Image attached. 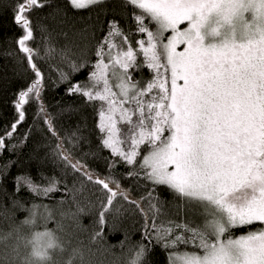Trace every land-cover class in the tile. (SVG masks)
Returning a JSON list of instances; mask_svg holds the SVG:
<instances>
[{"label": "snow or ice", "instance_id": "1", "mask_svg": "<svg viewBox=\"0 0 264 264\" xmlns=\"http://www.w3.org/2000/svg\"><path fill=\"white\" fill-rule=\"evenodd\" d=\"M66 5L11 0L7 6L21 34L0 39L23 55L16 49L3 55L15 57L16 74L30 82L14 94L0 154L18 152L28 140L34 146L27 161L0 168V264H35L28 249L36 244L24 238L29 231L44 242L41 257L59 242L46 264H65V257L67 264H85L86 257L89 264H152L154 245L167 251V264H264V0ZM68 7L99 11L72 16ZM129 15L134 30L121 23ZM57 59L68 70L57 67L53 80ZM83 70L86 78L71 82ZM62 84L81 102L57 101L54 114L45 91ZM29 109L32 121L20 132ZM85 109L94 113V126ZM65 113L80 119L66 128ZM33 161L38 168L51 164L58 175L42 182L16 175L15 192L64 197L29 207L9 193L8 169ZM130 229L141 240L124 251ZM240 229L246 230L236 235ZM121 230L124 239L110 244L108 235Z\"/></svg>", "mask_w": 264, "mask_h": 264}, {"label": "trees", "instance_id": "2", "mask_svg": "<svg viewBox=\"0 0 264 264\" xmlns=\"http://www.w3.org/2000/svg\"><path fill=\"white\" fill-rule=\"evenodd\" d=\"M64 5H66V0H63ZM11 3V0H0V37L6 36L8 38V41H12L13 38L18 37L21 33L20 30L17 28V26L12 22V13L8 9V5ZM45 12L47 9L44 10ZM99 9H86L81 10L79 12H75L70 7H68V13L72 16H89L90 13L95 14L98 12ZM111 13L109 14V17H101L102 19L110 18ZM59 19V18H58ZM93 19H95V16L93 15ZM50 26H53L52 21H48ZM121 23L125 24L127 27L128 25H131L134 30V23L131 20L130 15L124 18H121ZM79 27V25H78ZM57 31L60 29L57 28ZM105 31H106V25H105ZM143 36V34H140L137 38H140ZM59 39V38H58ZM64 41L63 39H59V45H63ZM16 49L18 53L17 46L14 42L9 43L4 41L3 39H0V131H2V128L4 125L8 124L13 116V100H14V94L17 93L21 87H23L26 83L30 82L26 79H22L20 76H18L15 72V69L17 67L16 64V58L12 56H5L3 53L8 50ZM19 56H22L23 54L18 53ZM53 64V68L50 70V74L53 80L58 78V72L56 70L57 67H62L65 71H67L66 65L58 64V59L51 62ZM25 62V67H26ZM47 70V65L45 66ZM87 71L83 70L81 73L76 74L72 81L73 83L84 80L86 78ZM144 75L147 77L149 76V73L147 70H144ZM67 85L62 84L59 88L52 89L51 86L45 91V98L47 102L49 103V111H52L54 114L56 111H58V106L56 105V102L59 101L63 105L71 104L73 101H75L77 104L81 102L80 98L77 96H67L65 95V89ZM86 114L89 116V124L91 126H94L95 124V116L91 109H85ZM80 119V115H72L70 113H65L64 116L60 117L61 122L65 124V127L67 128L68 125H75V123ZM32 121V109H29L28 114V123L24 124L19 131L23 132L27 127L28 124H30ZM34 137L39 138L40 133L35 132ZM12 143H16L15 140L12 141ZM93 143H97V141H93ZM33 142L32 140H28L22 144V146L18 149V152H4L0 154V168L3 167V165L9 163L11 160H19V161H27L28 157L32 155L33 152ZM83 150H87L88 146L83 145ZM79 154V153H77ZM104 155H108V152L105 151L103 153ZM91 163V161H90ZM95 167L98 171L104 172V169L99 164L92 165ZM53 166L51 164H48L42 168H38V165L33 161L25 165H13L8 169V177L5 181V187L9 191V193L14 194L15 197H23L26 201V206H31L32 203H50L57 201L64 197V193L61 192L59 194H56L53 196V201H49L48 198H40L35 197L34 194L28 192L26 188H22L21 192H15V176L19 174H27L32 176V178L36 181H43L44 178L51 175H58L59 169H56L55 171L52 170ZM124 169H120V171H123ZM41 171L43 172V176H41ZM124 183H127V181H124ZM167 195V193H165ZM8 206H11V202L7 201ZM25 213H17L18 219H23ZM87 223V221H85ZM124 227H128V225H125ZM136 227H139L137 225ZM250 227H257V225L250 226ZM246 229H240L239 231H236V235L240 234L241 232L245 231ZM124 239V232L121 230L118 234H109L108 235V241L110 244L113 245H119L120 241ZM141 240V236L139 233L135 232L134 230L130 229V240L126 241V246L124 248V251L127 250V244H136L138 241ZM144 243H148L147 240L143 241ZM121 249L116 248L115 251L119 252ZM180 250H184L183 246H181ZM149 259L152 261V264H167V251L160 248L159 245L153 246V251L149 253Z\"/></svg>", "mask_w": 264, "mask_h": 264}, {"label": "clouds", "instance_id": "3", "mask_svg": "<svg viewBox=\"0 0 264 264\" xmlns=\"http://www.w3.org/2000/svg\"><path fill=\"white\" fill-rule=\"evenodd\" d=\"M24 238L28 241H31L33 244H36L35 249H32L31 247L28 249V251L33 254V259L35 261V264H46L47 260H51L53 251H58L59 242L53 241L51 244L47 245V248H48L47 258L41 257L39 255V252L44 249V247H45L44 242L41 241V242L37 243L35 241V238H34V233L31 231L26 232L24 234ZM81 238H83V239H85V241H87L88 235L86 233H83V234H81ZM76 244H77V241L75 239H73V245H76ZM67 261H68V257H65V264H67ZM85 264H89L87 257L85 260ZM91 264H95V261H92Z\"/></svg>", "mask_w": 264, "mask_h": 264}, {"label": "rangeland", "instance_id": "4", "mask_svg": "<svg viewBox=\"0 0 264 264\" xmlns=\"http://www.w3.org/2000/svg\"><path fill=\"white\" fill-rule=\"evenodd\" d=\"M181 48H182V46H181ZM260 226H261V225H258V224H257V227H260ZM240 234H241V233H240ZM237 235H239V234H237Z\"/></svg>", "mask_w": 264, "mask_h": 264}]
</instances>
